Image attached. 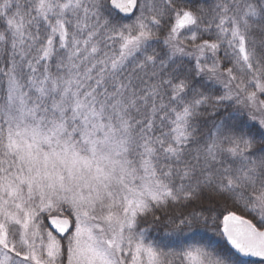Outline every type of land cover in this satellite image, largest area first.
I'll use <instances>...</instances> for the list:
<instances>
[{
	"label": "snow or ice",
	"instance_id": "snow-or-ice-1",
	"mask_svg": "<svg viewBox=\"0 0 264 264\" xmlns=\"http://www.w3.org/2000/svg\"><path fill=\"white\" fill-rule=\"evenodd\" d=\"M243 257L264 264V0H0V264Z\"/></svg>",
	"mask_w": 264,
	"mask_h": 264
},
{
	"label": "trees",
	"instance_id": "trees-1",
	"mask_svg": "<svg viewBox=\"0 0 264 264\" xmlns=\"http://www.w3.org/2000/svg\"><path fill=\"white\" fill-rule=\"evenodd\" d=\"M206 119L208 120V124H207V126H208V127H211V121H210V118H206ZM227 210H233V211H236L237 214H239V215H245L246 218H251L250 216H247V214L243 211V209H242L241 207H232V206L230 205L229 208H228ZM222 211H226V209L221 205L220 207H218V208L216 209V214H219V213L222 212ZM162 230H163V229H158V228H156V227L154 226V227H153V230H152V232H151V235H152L153 237L159 236V235L161 234ZM201 235L209 237V238L212 239L215 243H218V244H220V245H223V244H224V241H223V240H220V239H218L217 237L212 236V229H211V226L209 227L208 231H206V232L202 231V232H201ZM244 261H245V260H244ZM245 264H254V263H249V262L245 261Z\"/></svg>",
	"mask_w": 264,
	"mask_h": 264
},
{
	"label": "water",
	"instance_id": "water-1",
	"mask_svg": "<svg viewBox=\"0 0 264 264\" xmlns=\"http://www.w3.org/2000/svg\"><path fill=\"white\" fill-rule=\"evenodd\" d=\"M242 259L251 263H261V259L258 257H243Z\"/></svg>",
	"mask_w": 264,
	"mask_h": 264
}]
</instances>
